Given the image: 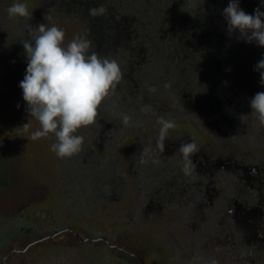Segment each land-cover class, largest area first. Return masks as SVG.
I'll list each match as a JSON object with an SVG mask.
<instances>
[{"label": "rangeland", "instance_id": "rangeland-1", "mask_svg": "<svg viewBox=\"0 0 264 264\" xmlns=\"http://www.w3.org/2000/svg\"><path fill=\"white\" fill-rule=\"evenodd\" d=\"M85 1L0 0V264H264V245L251 250L242 241L250 233L244 225H234L240 239L234 241V233L229 244L227 228L221 235L219 223L213 224L223 198L238 189L232 185L234 163L264 164V140H255L256 120L250 123L249 116L235 112L232 119L212 123L208 110L220 98L242 113L251 111L262 86L242 101L244 88L225 80L228 68L215 58L196 64V80L184 75L181 92L180 84L157 80L146 51L137 49L144 40L134 42L136 30H147L149 17L132 13V7L125 12L114 1ZM255 1L246 7L264 12V0ZM178 2L180 13L165 12L155 29L174 35L185 10ZM14 3L26 4L31 18L9 17ZM100 5L107 9L101 19L90 16L88 10ZM115 18L126 19L127 30L111 31ZM39 24L63 29L65 46L77 36L88 39L89 53L115 59L122 70L96 124L78 131L84 144L71 158L56 157L54 138L30 139L39 124L19 87L27 68L20 40L30 39L29 26ZM100 33L113 45L102 47L107 38ZM199 47L194 45L196 54ZM252 51L249 64L260 79L254 68L264 53ZM141 95L152 97L147 111H141L147 105ZM121 114L131 117L129 126ZM161 119L176 125L163 151L156 147ZM189 141L199 151L185 172L178 148ZM229 157L235 169L228 168Z\"/></svg>", "mask_w": 264, "mask_h": 264}, {"label": "clouds", "instance_id": "clouds-1", "mask_svg": "<svg viewBox=\"0 0 264 264\" xmlns=\"http://www.w3.org/2000/svg\"><path fill=\"white\" fill-rule=\"evenodd\" d=\"M92 17L102 16L106 7L90 8ZM9 17L31 18L24 3H14L8 9ZM229 34L238 32L248 43L264 47V12L259 8L248 14L239 6V0H229L223 10ZM30 27V39H21L27 58L24 79L19 87L23 92L31 119L38 121L39 128L30 134L33 141L54 138L52 151L57 158H71L82 151L84 137L78 131L96 124L101 105L115 93L122 80V70L115 59L89 53L91 42L83 37H74L64 45L65 32L56 25L39 24ZM260 74L264 86V58L254 68ZM149 91L155 92V88ZM251 113L264 126V92H258L250 101ZM144 106L141 111H147ZM30 119V120H31ZM124 126H129L131 117L121 114ZM161 128L156 147L163 151L164 141L174 121L161 119ZM30 123L22 129L28 131ZM150 149H145V154ZM184 163V171L192 166L191 157L199 151L195 141L181 143L178 148ZM143 162V161H142Z\"/></svg>", "mask_w": 264, "mask_h": 264}, {"label": "trees", "instance_id": "trees-1", "mask_svg": "<svg viewBox=\"0 0 264 264\" xmlns=\"http://www.w3.org/2000/svg\"><path fill=\"white\" fill-rule=\"evenodd\" d=\"M87 1L88 4H94L93 2L90 3V0L85 2ZM102 1L106 3L114 1L113 4L121 6L125 12L128 7H132V13L139 11L141 15L151 19L147 30H136L134 34V42L136 39H143L144 43L141 45L134 44L138 45L137 49L141 46L146 51L149 61L148 68L157 74V80L166 79L172 84H180L181 86L178 85V88L183 89L181 90L182 92L184 91V85L181 84V81L184 75L187 74L189 78L196 80L195 75H193V68H195L196 64L213 62L215 58H218L223 61V66L228 68L229 73L225 74V80L235 82L234 84L238 85L240 89L244 88L241 93L243 94L242 101L248 96H252L253 88L262 86L260 79H257L256 74L250 67L249 60L253 53L252 50L264 53V47L258 46L255 42H246L238 32L228 33L227 23L222 13L228 6L229 0H182L185 10L180 17V23L176 26L177 31L174 33L176 41L174 40V35H170L167 32L165 35V32L160 31L162 27L155 29V26L160 23L159 17L165 12H170L172 8H174L173 15L180 13V7L177 5L179 0H124L125 2L123 3H121L123 0ZM247 4L255 6L257 2L255 0H239V6L243 11L248 14H254V11H251L248 6L246 7ZM152 8L154 10L149 12ZM99 18L101 19L100 16ZM116 20L111 31L117 28L122 33L123 31L120 29H126L124 28L126 19L117 18ZM101 35L103 41L104 38H107L106 42L100 44L102 47L109 44L113 45L109 36ZM164 42L166 43L165 46ZM194 45L195 48L199 45L203 49L196 54ZM181 55L184 56V59L181 62L177 60L179 61L177 63L176 58L181 57ZM178 68H180L181 73L178 72ZM150 78L152 77L150 76ZM176 81L178 82L176 83ZM262 89L264 92V86H262ZM141 96L142 100L146 101V104L151 101V96L147 95L149 97L147 99L145 95ZM214 102L211 104L212 107L208 108L212 123L216 120L223 121L225 118L227 120L232 119L235 112L237 113L234 114L235 116H243L245 119L249 116L250 123L253 119L256 120L254 125L256 128L255 140H264V126L255 117L249 115L251 111L248 108L242 113L241 110H236L234 103L227 106L226 100L221 101L220 98L214 100ZM147 105L150 107L151 103ZM153 109L154 107L150 108V110ZM230 159L229 157L230 165L228 168L235 169V166L238 167V171L235 172L237 181L232 184L237 186L236 188L238 189L234 190V187L231 194L228 195L229 197L225 196L223 198L222 212L216 216L213 224L219 223L216 230L222 232L220 233L221 235L223 230L227 228V235L230 239L229 244L232 243L231 238H233L232 234L234 233L236 236L234 241L237 242V239H240L234 225H244L250 233H246L245 237H241V239L248 243L252 250L256 245L259 246L260 242L261 245H264V164L263 162L258 164V172H255L249 164H244L242 161L236 160L237 163H234L235 166H233V162ZM247 182H252L251 186ZM226 210L229 212H226ZM258 232L260 236H256Z\"/></svg>", "mask_w": 264, "mask_h": 264}, {"label": "flooded vegetation", "instance_id": "flooded-vegetation-1", "mask_svg": "<svg viewBox=\"0 0 264 264\" xmlns=\"http://www.w3.org/2000/svg\"><path fill=\"white\" fill-rule=\"evenodd\" d=\"M257 168H258V165H257L256 167H255V166H254V167L251 166V169L254 170L255 172H258V171H257ZM247 183H248L250 186H251V184H252V182H247Z\"/></svg>", "mask_w": 264, "mask_h": 264}]
</instances>
